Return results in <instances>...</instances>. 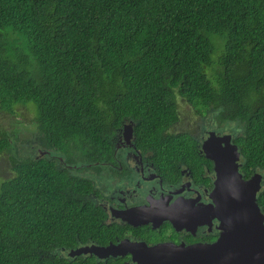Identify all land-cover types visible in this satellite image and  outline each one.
<instances>
[{"label":"trees","instance_id":"obj_1","mask_svg":"<svg viewBox=\"0 0 264 264\" xmlns=\"http://www.w3.org/2000/svg\"><path fill=\"white\" fill-rule=\"evenodd\" d=\"M181 100L215 108L221 128L235 122L244 167L264 174V0H0V109L34 104L40 145L65 161L14 157L0 183V264H123L60 255L118 234L68 165L101 159L131 119L170 173L194 166L196 140L170 130ZM11 145L1 137L0 153Z\"/></svg>","mask_w":264,"mask_h":264},{"label":"flooded vegetation","instance_id":"obj_2","mask_svg":"<svg viewBox=\"0 0 264 264\" xmlns=\"http://www.w3.org/2000/svg\"><path fill=\"white\" fill-rule=\"evenodd\" d=\"M176 124L170 128L171 131ZM212 130L222 136L229 133L220 127L211 128L202 135L186 131L196 140L199 156L194 166L178 163L174 173L158 161L156 151L140 148L135 122L131 119L117 129L113 148L98 152L101 159L68 165L72 171L92 181L94 190L88 198L99 207L98 218L118 233L107 243L87 244L109 245L129 239L137 245L156 246L168 242L192 245L219 239L225 231V219L218 215L220 211L214 198L217 163L202 149L208 131ZM234 138L233 134V143ZM240 152L236 162L245 179L257 173L263 174L257 167L246 169ZM50 156L57 159L61 155L51 151ZM59 161L62 160L59 158ZM96 258L104 262L119 259L123 264H140L138 260L134 261L130 252Z\"/></svg>","mask_w":264,"mask_h":264},{"label":"water","instance_id":"obj_3","mask_svg":"<svg viewBox=\"0 0 264 264\" xmlns=\"http://www.w3.org/2000/svg\"><path fill=\"white\" fill-rule=\"evenodd\" d=\"M232 136L208 131L202 145L217 163L214 198L218 215L225 219V231L215 242L148 246L124 239L117 244H85L65 250L70 256L94 254L100 258L130 252L140 264H264V211L258 202L264 176L257 173L244 178L236 162L241 152Z\"/></svg>","mask_w":264,"mask_h":264},{"label":"rangeland","instance_id":"obj_4","mask_svg":"<svg viewBox=\"0 0 264 264\" xmlns=\"http://www.w3.org/2000/svg\"><path fill=\"white\" fill-rule=\"evenodd\" d=\"M33 106L38 113L37 107L34 104ZM179 106L181 116L173 131H189L194 134L201 133L200 135H202L206 134V131L211 128L220 127L219 121L215 118L217 111L215 108H211L206 114L200 115L185 100H181ZM36 111L31 105L20 106L14 113L0 109V138L6 136L12 141L10 148L0 153V183L13 174L12 165L15 156L20 159L28 156L34 157L38 154L40 156L52 157L50 156L51 151L53 154L58 155L53 149H45L40 145L37 138L39 136V129L34 119ZM221 130L233 133L234 135L241 132V128L235 122L224 124ZM40 149L44 150L45 153L39 152ZM61 156L57 158V161L63 166L64 162ZM59 158L62 161H59ZM59 252L60 255L70 256L69 250L62 249Z\"/></svg>","mask_w":264,"mask_h":264}]
</instances>
